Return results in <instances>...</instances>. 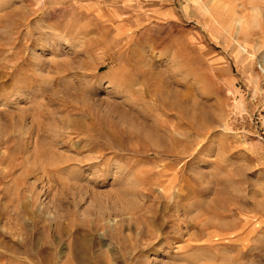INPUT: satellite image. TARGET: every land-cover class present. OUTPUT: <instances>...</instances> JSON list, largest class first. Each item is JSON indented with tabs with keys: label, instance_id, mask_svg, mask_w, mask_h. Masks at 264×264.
<instances>
[{
	"label": "rangeland",
	"instance_id": "obj_1",
	"mask_svg": "<svg viewBox=\"0 0 264 264\" xmlns=\"http://www.w3.org/2000/svg\"><path fill=\"white\" fill-rule=\"evenodd\" d=\"M0 264H264V0H0Z\"/></svg>",
	"mask_w": 264,
	"mask_h": 264
},
{
	"label": "bare ground",
	"instance_id": "obj_2",
	"mask_svg": "<svg viewBox=\"0 0 264 264\" xmlns=\"http://www.w3.org/2000/svg\"><path fill=\"white\" fill-rule=\"evenodd\" d=\"M149 133V135H151V132H148Z\"/></svg>",
	"mask_w": 264,
	"mask_h": 264
}]
</instances>
